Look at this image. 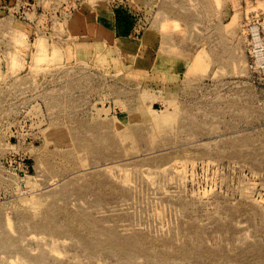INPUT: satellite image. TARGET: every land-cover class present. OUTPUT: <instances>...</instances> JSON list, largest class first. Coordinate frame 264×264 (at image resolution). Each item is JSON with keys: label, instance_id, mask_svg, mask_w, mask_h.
<instances>
[{"label": "rangeland", "instance_id": "374dc122", "mask_svg": "<svg viewBox=\"0 0 264 264\" xmlns=\"http://www.w3.org/2000/svg\"><path fill=\"white\" fill-rule=\"evenodd\" d=\"M0 264H264V0H0Z\"/></svg>", "mask_w": 264, "mask_h": 264}]
</instances>
